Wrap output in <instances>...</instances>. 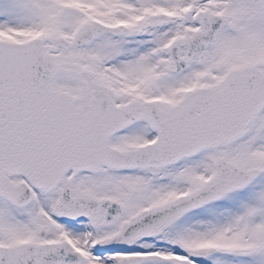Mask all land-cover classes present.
I'll use <instances>...</instances> for the list:
<instances>
[{"label":"snow or ice","instance_id":"6c2138e0","mask_svg":"<svg viewBox=\"0 0 264 264\" xmlns=\"http://www.w3.org/2000/svg\"><path fill=\"white\" fill-rule=\"evenodd\" d=\"M0 264H264V0H0Z\"/></svg>","mask_w":264,"mask_h":264}]
</instances>
